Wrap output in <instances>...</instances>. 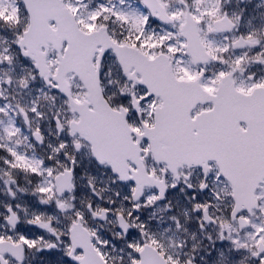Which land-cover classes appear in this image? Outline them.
I'll return each instance as SVG.
<instances>
[{
  "label": "snow or ice",
  "instance_id": "snow-or-ice-1",
  "mask_svg": "<svg viewBox=\"0 0 264 264\" xmlns=\"http://www.w3.org/2000/svg\"><path fill=\"white\" fill-rule=\"evenodd\" d=\"M0 264H264V0H0Z\"/></svg>",
  "mask_w": 264,
  "mask_h": 264
}]
</instances>
